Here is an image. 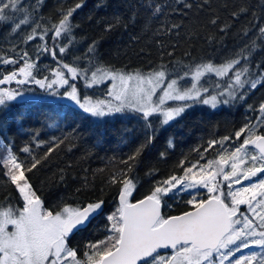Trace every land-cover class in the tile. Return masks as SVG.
<instances>
[{
  "label": "trees",
  "instance_id": "1",
  "mask_svg": "<svg viewBox=\"0 0 264 264\" xmlns=\"http://www.w3.org/2000/svg\"><path fill=\"white\" fill-rule=\"evenodd\" d=\"M81 2L82 7L70 18L72 30L68 38L62 35L53 40L54 32L48 31L43 40L39 39L46 29L58 24L61 12ZM23 3L25 12L14 13L13 19L18 21L27 14L30 23L14 32V58L19 61L14 64L15 71L24 66L20 60L23 52H28L33 61L37 59L39 46L46 44L49 49H57L68 39L73 41L70 50L78 48L88 58V71L101 67L147 72L164 66L173 74L172 69L180 63L188 69L186 65L235 59V54L254 40L256 51L248 65L250 72L256 71L258 62L264 67V41L258 39V28L264 26V0H185L192 5L190 8H184L177 0H23ZM156 5L163 9L158 15L154 14ZM173 24L179 27L169 31ZM33 28L37 38L28 41L26 37ZM1 30L6 40L7 24L0 23V33ZM92 45L94 53L87 54ZM45 61L47 58L43 55L38 67L32 69L34 77H52L49 68L57 61L52 58L44 66ZM76 85L83 87L81 83ZM11 90L23 93V99L13 102L6 114L0 113V119L8 125V131L0 133L6 137L0 141V148L4 143L14 142V151H18L33 141L34 133L38 134L42 146L36 147L33 141L31 154H24L21 159L43 157L53 147L47 160H42L32 173H26L44 207L59 210L63 206L104 201V212L90 226L76 231L70 240V247L79 252L87 251L85 246L89 242L104 240L109 235L106 216L118 207L121 188L119 183L110 182L114 174L125 170L135 185L131 199L139 200L149 195L158 182L173 175L182 177L184 170L193 164L216 160L220 145L205 151L210 141L232 136L231 142L239 144L234 132L245 124H257V118L262 115L259 107L264 103V86H258L248 90L245 99L219 109L193 104L167 126H162L159 114H154L149 118L152 126L149 129L141 113L127 108L98 118L83 113L66 99L54 97L50 91L36 88L34 94H26L16 82L12 83ZM69 109L66 119L48 118L53 110L63 115ZM152 129L156 130L154 135ZM257 134H264V128L258 129ZM149 136L153 137L151 143L147 142ZM59 141L62 143L56 147L55 142ZM141 145H144L142 149ZM138 149L141 150L134 161L123 163ZM128 164L132 165L130 171ZM13 187L0 174V205L22 207ZM189 193L192 192L164 197L163 216L167 218L192 209L187 204L191 198ZM196 195L206 199L208 193L201 188Z\"/></svg>",
  "mask_w": 264,
  "mask_h": 264
},
{
  "label": "snow or ice",
  "instance_id": "2",
  "mask_svg": "<svg viewBox=\"0 0 264 264\" xmlns=\"http://www.w3.org/2000/svg\"><path fill=\"white\" fill-rule=\"evenodd\" d=\"M177 2L184 8L192 6L185 3V0ZM81 7L82 2L61 12L58 24L52 29H46L39 39L43 40L48 31L54 32L53 40L61 38L62 35L68 38L72 30L70 18ZM6 10H11L13 14L25 12L23 0H0V23L8 24L13 32L29 25L27 14L18 21L9 23L11 17ZM162 11L160 5L155 6L154 14L158 15ZM211 22L216 23L215 20ZM178 27L179 25L173 24L168 30ZM244 35L247 36L248 33L244 32ZM36 38V28H33L26 39L31 41ZM258 39L264 41V26L258 28ZM72 43L73 41L68 39L66 44L58 46L61 57L68 53ZM255 51L254 40L251 45H245L236 53L235 59H229L218 66L211 62L196 65L191 72L186 71L183 76L177 74L176 78H169L164 66L146 74L138 71L108 70L103 75L113 82L109 95L117 103L112 104L109 101L93 104L89 98L80 96L75 83L81 75L88 80V70L78 72L76 67L57 58L56 48L49 49L44 44L37 48V59L40 52H46L57 61V67L51 70V79L47 76L37 79L32 75V69L36 65L30 62L29 53L25 51L20 54L24 66L19 67L18 71L3 75L0 85L12 81L18 85L34 83L41 89L50 91L54 97L67 99L74 107L92 117H104L127 108L141 113L146 128L151 129L149 118L154 114H159L162 117L161 125L167 126L193 104L209 105L215 109L218 105L243 100L248 90L264 86V67L258 62L255 65L256 71L250 72L248 66ZM92 53L94 45L88 48L87 54ZM18 63L14 57H0V64ZM238 65L240 67H237ZM62 69L67 70L68 77ZM229 72H232V76L228 75ZM207 74L220 78L228 76L226 88L217 94L203 95L208 89L203 87L200 81ZM96 77L97 72H93L92 80L86 86H92ZM189 77L190 86L181 84V81ZM60 88L64 91L60 92ZM158 89L162 95L154 100ZM18 99H23V93L0 89V113L9 112L11 104ZM168 101L183 103L175 107H165ZM70 111L71 109L66 110L61 115L58 110H53L48 118L63 120ZM259 112L262 115L257 118V124H245L234 132L235 140L240 143L238 146L232 145L230 155L219 154L218 160H209L204 166L193 164L187 167L182 177L173 175L158 182L149 195L135 203L130 200L135 187L133 181L127 178L125 170H121L118 175L114 174L110 182L119 183L121 188L118 207L106 216V231L109 235L104 240L89 242L85 246V259L78 258L79 250L70 247V240L76 231L86 227L103 212L104 201L89 202L76 207L63 206L59 210L44 208L26 173H32L41 165L42 160H47L53 147H49L43 157L24 160L20 157L31 154L30 145L33 141L36 147L42 146L37 139L38 134L34 133L33 141L22 145L18 151H14V142L4 143L5 151L0 152V174L7 177L14 186L13 191L22 201V207L0 205V264H264V134H257L258 129L264 128V103L260 105ZM7 131V123L0 119V133ZM152 131L154 135L156 130ZM152 138L149 136L147 142L151 143ZM232 139V136H224L219 141L212 140L205 151L217 144L223 149ZM4 140L6 137L0 135V141ZM59 143L62 141L55 142V146L58 147ZM143 147L144 145H141V149ZM141 149L123 163L134 161ZM229 161L231 171H225L224 166L228 165ZM245 164L251 166L242 168ZM131 167L132 165L128 164L127 170L130 171ZM196 168H199L198 172L193 171ZM221 176L222 182H227L226 192L221 187L222 182L217 179ZM244 181L248 184L244 185ZM234 184L241 187L234 189ZM200 188L206 189L208 196L202 199L189 193L191 198L187 200V204L191 205L193 210L167 218L161 214V202L164 197L170 194L179 196L187 193L189 189L198 191ZM241 205H246L251 215L240 212ZM253 246L260 251L242 254L243 249H251ZM160 249H171L172 254L162 256ZM238 253L241 254L237 255Z\"/></svg>",
  "mask_w": 264,
  "mask_h": 264
},
{
  "label": "rangeland",
  "instance_id": "3",
  "mask_svg": "<svg viewBox=\"0 0 264 264\" xmlns=\"http://www.w3.org/2000/svg\"><path fill=\"white\" fill-rule=\"evenodd\" d=\"M67 42H64V44H66ZM64 44H62V45H64ZM62 45H60V46H62ZM47 47L49 48L48 45H47ZM78 50H79L78 48L75 49V50L74 49L73 50H70L69 49L68 53L66 55H64V56L61 57L59 55V53H58V48H57L58 59H60L63 63H68L70 66L76 67L78 69V72L80 70H83V69H87L88 70L89 65H90V62H89L88 58L84 56V53H81ZM40 53H41V55L39 56L38 59H35L33 61H30V62H32V63H34L36 65V67H34V68H37L38 67V65L40 63V60H41V58H42L43 55H45L46 58H47V61L44 62V66H45V64H50L51 63V59H52V56L51 55H49L46 52H40ZM29 56H30V54H29ZM224 62H226V61H224ZM224 62H216V63H212V64L218 66V65L223 64ZM186 66H187L188 69L184 68L183 64L180 63L179 66H178L179 68L178 67H175V68L172 69L173 74H170L167 71L168 77L169 78H176L177 77V74H179L180 76H183V74L186 71L187 72H191L195 68V66H191V67L189 65H186ZM56 67H57V64H54L53 67L49 68L50 73H51V70L54 69V68H56ZM182 68H183V72H179V69H182ZM108 70H115V71H118V72H121L122 71V70H117V69H110V68H101V67H98L95 70H91V71H88L87 72L88 80H85L83 78V76L81 75L75 81L76 84L77 83H81V85L83 84V87L85 88V91H84L82 86L77 87L80 96L82 98L83 97L89 98L90 101L93 104H95L97 102L107 103L109 101H111L112 104H116L117 102L115 100H113L112 96L109 95V90L112 88L113 82L107 76H104L103 75V73L106 72V71H108ZM62 71H64V74H65L66 77L69 76V74L67 73V70H63L62 69ZM93 72H97L96 81L94 83H92V86H90V87L89 86H86L88 84V82L92 80V73ZM122 72H137V71L132 70V71H122ZM138 72L145 73L146 74V73H149V72H152V71H147V72L138 71ZM174 73H176V74H174ZM228 75L229 76H232V72H229ZM18 78H21V77H18ZM70 82H72V81L70 80ZM228 82H229L228 76L223 77V78H220V77L215 76L214 74H207V75H205L201 79L200 84L203 85V87H206L208 89V92L207 93H204L203 95L210 96L212 94H217L218 92L223 91L226 88ZM181 84H185V85H189L190 86V77L187 78V79H185L184 81H181ZM218 85H219V87H217ZM21 86L23 87L24 93H26V94L27 93L28 94H34L35 93L34 91L36 90V88L41 89L38 85H36L34 83H27V84L21 85ZM41 90H45V89H41ZM59 91L60 92H63L64 89L63 88H60ZM159 95H162V92L158 89L157 96H154L153 99L156 100ZM181 103H183V102L168 101L167 104L165 105V107H175V106H177L178 104H181ZM227 105H224V106H227ZM221 106L222 105H218L215 109H219ZM189 108H187L186 111ZM185 112H183L179 117L175 118L170 123H172L175 120H177L178 118H180ZM98 118H100V117H98ZM160 119L162 120V117L161 116H160ZM242 139H243V137H242ZM233 144H234V142H228V143H226V146L223 149L221 148V146H219V148H218V157H217L216 160H218L219 154H224L226 156L230 155V151L232 150V145ZM235 145L238 146L239 144H235ZM4 151H5L4 150V147L3 148H0V152H4ZM250 153H251V148H250ZM207 162L208 161H206V162H199L197 164L199 166H204V165L207 164ZM230 164H231V161H229V164L228 165H225L224 166L225 167V171H231ZM247 166H251V165L250 164H245V165H242V168L243 167H247ZM193 171L198 172L199 171V168L193 169ZM197 178H199V177H197ZM217 179H218V181H221L222 182V176L221 177H218ZM243 184L244 185H247L248 182L247 181H244ZM226 185H227V182H222L221 183V187H222V189L225 192L227 191V186ZM232 187L235 189V188L241 187V185H235L234 184V185H232ZM189 191H191L193 194H196L198 192L196 189H189ZM43 207H44V205H43ZM239 209H240V212H245L246 214L251 215V213L249 212V210H248V208H247L246 205L239 206ZM239 214L240 213L238 212L237 215H239ZM249 251H251V252H257V251H260V249L257 248V247H255V246H253L251 249H243L242 250V254H248ZM171 254H172V251H169V252H166V253L160 252V255L165 256V257L170 256ZM240 254L241 253H238L237 255H240ZM78 258L85 259V257H81L79 254H78Z\"/></svg>",
  "mask_w": 264,
  "mask_h": 264
},
{
  "label": "flooded vegetation",
  "instance_id": "4",
  "mask_svg": "<svg viewBox=\"0 0 264 264\" xmlns=\"http://www.w3.org/2000/svg\"><path fill=\"white\" fill-rule=\"evenodd\" d=\"M9 12H10L9 16L11 17L9 23H13L14 22L13 13L11 10H9ZM1 29H4L3 26L1 27ZM4 41H6V46H4ZM0 57H5V58L14 57V32L12 31V28L8 26V24H7L6 40L4 39L3 30H1L0 33ZM12 71H15L14 64L12 65L0 64V78H2L3 75L10 74ZM13 82L14 81L4 85H0V89L11 90ZM74 236L75 234L71 238H73ZM78 254L81 257H84V251H80L78 252Z\"/></svg>",
  "mask_w": 264,
  "mask_h": 264
},
{
  "label": "water",
  "instance_id": "5",
  "mask_svg": "<svg viewBox=\"0 0 264 264\" xmlns=\"http://www.w3.org/2000/svg\"><path fill=\"white\" fill-rule=\"evenodd\" d=\"M146 197V196H145ZM144 198V197H143ZM143 198H141V199H143ZM141 199H139V200H141ZM130 200L133 202V203H135V202H137V201H139V200H135V201H133L131 198H130ZM104 210H105V206L103 207V212H104ZM191 210H193V209H190V210H188V211H191ZM102 212V213H103ZM186 212V211H185ZM101 213V214H102ZM184 213V212H183ZM183 213H180V214H175V215H170V216H168V217H171V216H178V215H181V214H183ZM100 214V215H101ZM161 214L163 215V205H162V203H161ZM100 215H97L94 219H96L98 216H100ZM94 219H92L91 221H90V223H88L87 224V226L86 227H83V228H81L80 230H82V229H85V228H87L88 226H90V224L93 222V220ZM169 251H172L171 249H160L159 250V252H162V253H166V252H169Z\"/></svg>",
  "mask_w": 264,
  "mask_h": 264
},
{
  "label": "built area",
  "instance_id": "6",
  "mask_svg": "<svg viewBox=\"0 0 264 264\" xmlns=\"http://www.w3.org/2000/svg\"><path fill=\"white\" fill-rule=\"evenodd\" d=\"M38 79H40V78H38Z\"/></svg>",
  "mask_w": 264,
  "mask_h": 264
}]
</instances>
